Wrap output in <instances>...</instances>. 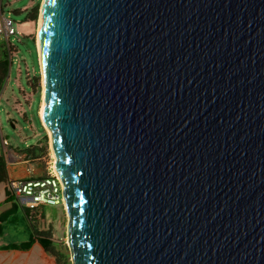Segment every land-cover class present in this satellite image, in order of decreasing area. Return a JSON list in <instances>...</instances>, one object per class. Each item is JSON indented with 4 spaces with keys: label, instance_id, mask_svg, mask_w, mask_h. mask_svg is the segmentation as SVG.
Returning a JSON list of instances; mask_svg holds the SVG:
<instances>
[{
    "label": "water",
    "instance_id": "95a60500",
    "mask_svg": "<svg viewBox=\"0 0 264 264\" xmlns=\"http://www.w3.org/2000/svg\"><path fill=\"white\" fill-rule=\"evenodd\" d=\"M43 2L72 264H264V0Z\"/></svg>",
    "mask_w": 264,
    "mask_h": 264
},
{
    "label": "rangeland",
    "instance_id": "374dc122",
    "mask_svg": "<svg viewBox=\"0 0 264 264\" xmlns=\"http://www.w3.org/2000/svg\"><path fill=\"white\" fill-rule=\"evenodd\" d=\"M38 1L0 0V17L13 20L17 30L15 35L6 31L0 33V61L8 60L9 63L8 74L0 90V154L9 164L27 162L29 172L24 171L17 176L22 179L29 177V181L15 180L23 183L53 177L51 141L40 116L43 85L38 57V27L44 0H40L37 20L25 22L34 13ZM33 151L37 154L26 155ZM12 183L0 184V209L17 206L15 214L2 222L0 246L28 243L38 235H49L54 246L67 249L72 263L67 237L68 216L63 201L59 205H42L23 211L24 205L16 196L5 202L6 188H11ZM40 253L41 247L35 245L29 256L24 254L23 264L25 260L30 264H42Z\"/></svg>",
    "mask_w": 264,
    "mask_h": 264
},
{
    "label": "built area",
    "instance_id": "2783aa9c",
    "mask_svg": "<svg viewBox=\"0 0 264 264\" xmlns=\"http://www.w3.org/2000/svg\"><path fill=\"white\" fill-rule=\"evenodd\" d=\"M6 31L9 35H15L17 30L13 20L0 17V33ZM11 190L17 196L21 204L30 209H36L42 205H59L63 199L61 196V183L56 177H49L38 181L23 183L15 181Z\"/></svg>",
    "mask_w": 264,
    "mask_h": 264
},
{
    "label": "crops",
    "instance_id": "0c3cea01",
    "mask_svg": "<svg viewBox=\"0 0 264 264\" xmlns=\"http://www.w3.org/2000/svg\"><path fill=\"white\" fill-rule=\"evenodd\" d=\"M7 167H8L10 183L14 182L15 180H18V179L22 180V181L23 180L29 181V179H28L29 177H25L27 179H22L21 176H19V177L17 176L18 174H20V175L23 174L24 171L29 172V168L27 166L26 161H21L19 163H12V164L7 163ZM1 184H3V183H1ZM8 185H9V183H8ZM12 196H16V195L13 193V191L11 190L10 187H7L6 188L5 202L6 203L10 202L9 200L12 198ZM16 208H17V206L13 205L12 208L7 209V210L0 209L1 226H2V222L6 221L9 215L15 214V212L17 211ZM26 208L27 207L24 206L23 211L28 210ZM14 217L17 219L16 216H14ZM23 243H21V244H23ZM9 245H20V244L14 242V243L6 244L4 246H0V264H23L22 258L24 257V254H28V256H29V254H31V252H33L35 245H39L41 247L40 258H41V261L43 262L42 264H56L54 257H52L50 254H48L44 250V248L42 247L40 242H35L34 245L30 249H27V250H21L18 248H8L7 246H9ZM24 264H30V263L28 260H25Z\"/></svg>",
    "mask_w": 264,
    "mask_h": 264
},
{
    "label": "trees",
    "instance_id": "16d2710c",
    "mask_svg": "<svg viewBox=\"0 0 264 264\" xmlns=\"http://www.w3.org/2000/svg\"><path fill=\"white\" fill-rule=\"evenodd\" d=\"M39 3H40V0L38 1L37 5L34 8V13L29 15L28 19L25 22L37 20ZM32 42L35 46V43L33 40H32ZM35 49H36V46H35ZM36 54H37V52H36ZM8 66H9L8 60L2 61V62L0 61V71H1L0 73H2V75L0 74V90L2 89V87L4 85V81L6 80V77L8 74ZM37 78H39V76ZM38 99H39V97H38ZM40 124H41V122H40ZM45 139H47L46 133H45ZM36 154H37V151H33L32 154L26 153V155H30V156L36 155ZM1 183H5V184L10 183L7 163H6V160L2 154H0V184ZM26 209L31 210L30 208H26ZM1 228H2V226H1V222H0V230H1ZM0 234H2V232H0ZM35 242H40V244L42 245L44 250L56 259V261H55L56 264H72L70 262V255H69L67 249L66 248L61 249L60 246H57V247L54 246L53 242L51 240V237H49V235H42L41 237L38 235L36 237V239H31V241L28 243H23L20 245H9L7 247L8 248H18L21 250H27V249H30L34 245Z\"/></svg>",
    "mask_w": 264,
    "mask_h": 264
},
{
    "label": "bare ground",
    "instance_id": "6f19581e",
    "mask_svg": "<svg viewBox=\"0 0 264 264\" xmlns=\"http://www.w3.org/2000/svg\"><path fill=\"white\" fill-rule=\"evenodd\" d=\"M43 5H44V2L42 4V8H41V12H40V20H39V27H38V51H40V28H41V24H42V9H43ZM42 85H43V90H44V81L42 80ZM44 93V92H43ZM43 107H45V101H44V94H43V102H42V105H41V108H40V116H41V119H42V122L46 128V125L44 123V116H43V113H42V109ZM47 132L49 133V137H51V133L50 131L46 128ZM50 141H51V138H50ZM51 158H52V170H53V175L54 177H56L57 179H59V175L56 171V157L52 151V147H51Z\"/></svg>",
    "mask_w": 264,
    "mask_h": 264
}]
</instances>
